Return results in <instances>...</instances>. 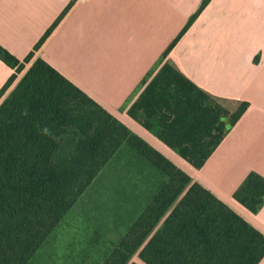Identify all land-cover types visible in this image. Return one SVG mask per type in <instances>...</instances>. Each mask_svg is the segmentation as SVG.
Here are the masks:
<instances>
[{
  "label": "trees",
  "instance_id": "1",
  "mask_svg": "<svg viewBox=\"0 0 264 264\" xmlns=\"http://www.w3.org/2000/svg\"><path fill=\"white\" fill-rule=\"evenodd\" d=\"M77 0H71L23 61L0 45L14 69L0 89V264H29L51 232L118 152L128 149L162 178L101 264H260L264 234L134 133L50 63L24 64ZM163 53L128 115L190 163L203 166L249 107L196 85ZM233 198L252 213L264 204V177L250 172ZM264 264V261L263 263Z\"/></svg>",
  "mask_w": 264,
  "mask_h": 264
},
{
  "label": "crops",
  "instance_id": "2",
  "mask_svg": "<svg viewBox=\"0 0 264 264\" xmlns=\"http://www.w3.org/2000/svg\"><path fill=\"white\" fill-rule=\"evenodd\" d=\"M70 1L0 0V45L23 61ZM201 3L77 0L5 95L44 59L264 234V204L252 213L233 198L250 172L264 177V0H210L169 52L202 89L249 102L201 168L128 115ZM13 72L0 59V89Z\"/></svg>",
  "mask_w": 264,
  "mask_h": 264
},
{
  "label": "rangeland",
  "instance_id": "3",
  "mask_svg": "<svg viewBox=\"0 0 264 264\" xmlns=\"http://www.w3.org/2000/svg\"><path fill=\"white\" fill-rule=\"evenodd\" d=\"M155 174L130 150L118 152L29 264H101L162 182ZM132 261L144 264L137 254Z\"/></svg>",
  "mask_w": 264,
  "mask_h": 264
}]
</instances>
